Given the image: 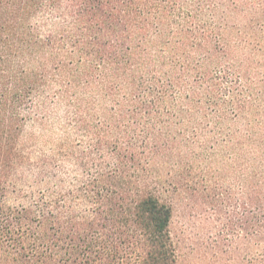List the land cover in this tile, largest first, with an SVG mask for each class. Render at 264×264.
<instances>
[{
  "label": "trees",
  "instance_id": "obj_1",
  "mask_svg": "<svg viewBox=\"0 0 264 264\" xmlns=\"http://www.w3.org/2000/svg\"><path fill=\"white\" fill-rule=\"evenodd\" d=\"M206 144L252 152L261 245L264 0H0V264H178L158 181Z\"/></svg>",
  "mask_w": 264,
  "mask_h": 264
},
{
  "label": "rangeland",
  "instance_id": "obj_2",
  "mask_svg": "<svg viewBox=\"0 0 264 264\" xmlns=\"http://www.w3.org/2000/svg\"><path fill=\"white\" fill-rule=\"evenodd\" d=\"M48 124V130L28 125L22 140L33 147L32 161L55 155L65 167V190H74L83 170L75 160L60 156L59 146L65 138L61 125L53 120ZM32 136L35 142L30 143ZM64 144L70 156L91 149L90 140L74 131ZM196 148L197 156H190L189 162L158 181L173 209L170 231L178 264H257V260L264 264V236L258 245L253 228L256 169L252 152L221 146L212 149L211 144Z\"/></svg>",
  "mask_w": 264,
  "mask_h": 264
}]
</instances>
